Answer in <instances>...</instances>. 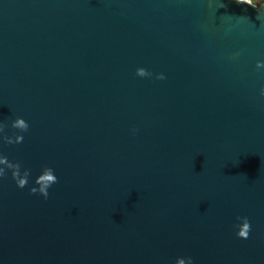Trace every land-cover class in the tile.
Returning a JSON list of instances; mask_svg holds the SVG:
<instances>
[{
	"label": "water",
	"instance_id": "obj_1",
	"mask_svg": "<svg viewBox=\"0 0 264 264\" xmlns=\"http://www.w3.org/2000/svg\"><path fill=\"white\" fill-rule=\"evenodd\" d=\"M262 90L264 2L0 0V264H264Z\"/></svg>",
	"mask_w": 264,
	"mask_h": 264
},
{
	"label": "rangeland",
	"instance_id": "obj_2",
	"mask_svg": "<svg viewBox=\"0 0 264 264\" xmlns=\"http://www.w3.org/2000/svg\"><path fill=\"white\" fill-rule=\"evenodd\" d=\"M253 3L260 5L261 3L264 2V0H251Z\"/></svg>",
	"mask_w": 264,
	"mask_h": 264
},
{
	"label": "clouds",
	"instance_id": "obj_3",
	"mask_svg": "<svg viewBox=\"0 0 264 264\" xmlns=\"http://www.w3.org/2000/svg\"><path fill=\"white\" fill-rule=\"evenodd\" d=\"M141 72H143L142 69H141ZM261 94H264V90H262V93ZM133 132H135V129H133Z\"/></svg>",
	"mask_w": 264,
	"mask_h": 264
}]
</instances>
